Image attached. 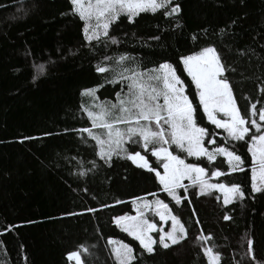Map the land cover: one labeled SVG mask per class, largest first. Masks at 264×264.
I'll return each instance as SVG.
<instances>
[{"label":"trees","instance_id":"16d2710c","mask_svg":"<svg viewBox=\"0 0 264 264\" xmlns=\"http://www.w3.org/2000/svg\"><path fill=\"white\" fill-rule=\"evenodd\" d=\"M175 2L182 11L173 17H165L162 11L144 12L129 22L127 15H121L109 32L118 43L102 40L98 45L93 42V48L84 39L83 22L70 13V0H0L2 264H71L67 254L80 245L89 248V253L82 254L86 264H114L109 238L128 243L139 264H207L202 246H214V251L221 253L220 264H237L242 257L247 260L249 238L254 241L257 259H264V191L251 190L247 145L226 138L202 109L197 112L200 126L215 133L206 139L213 138V146L241 155L243 171L230 172L223 156L209 162L206 157H188L175 146L169 150L186 163H200L208 177L211 171H220L222 175L211 177L212 181L239 184L245 193L243 199L225 204L216 189L201 193L184 182L189 185L187 192L179 189L178 195L186 199L176 205L160 190L154 173L115 155L110 166L105 164L96 155L95 142L83 134L85 143L81 134L73 131L90 127L81 106L93 101L81 95L83 89L103 84L97 91L101 101L114 100V90H122L120 85L106 83L105 76L95 71L105 55L128 53L142 68L172 63L195 106L199 102L195 86L179 60L182 55L215 45L235 69L229 79L238 107L243 110L258 100L264 103V92L260 91L264 81V0ZM126 147L145 154L136 145ZM147 158L158 168L150 151ZM92 161L99 167L79 176L80 170L92 168ZM149 193H156L168 204L187 229L185 240L168 249L154 245L151 254L113 220L132 213V200L150 198ZM89 208L96 211L89 212ZM225 214L231 219L224 220ZM202 233L212 236L207 244L197 240Z\"/></svg>","mask_w":264,"mask_h":264},{"label":"snow or ice","instance_id":"6c2138e0","mask_svg":"<svg viewBox=\"0 0 264 264\" xmlns=\"http://www.w3.org/2000/svg\"><path fill=\"white\" fill-rule=\"evenodd\" d=\"M70 4L71 15L78 16L83 22L84 39L93 48V42L98 45L102 40L110 41L112 44L118 43L117 38L110 36L109 32L110 25L121 15H127L129 22H132L134 17L144 12L162 11L165 17H173L182 11L181 5L175 0H70ZM232 23L235 24V21ZM220 32L223 33L224 29ZM153 39L159 40V37ZM179 62L195 86V96L199 101L195 106L185 93L184 80L177 74V69L172 63L164 61L153 68H142L137 58L128 53L116 57L105 55L95 66V71L105 76L106 83L120 85L122 90H114V100L101 101L97 91L104 86L103 84L83 89L81 95L93 101L91 105L81 106L90 127L73 131L80 133L85 143L87 140L83 134H87V137L95 142L96 155L105 164L110 166L115 155L154 173L160 190L171 197L176 205H180L182 199H186L178 195L179 189L187 192L189 185L182 183L185 179L192 186H197L201 193H207L209 189L220 190L225 204L231 203L234 199H243L245 193L239 184L223 182L211 184L204 179L207 171L205 167H201L200 163H186L180 155H174L169 150L175 146L188 157H206L209 162L219 154L227 158L230 172L243 171L242 165L245 161L234 150L221 146L209 151L204 146L205 143H215L213 139H205L215 133H210L206 127L200 126L197 112L202 109L210 124L216 129H222L226 133V138L245 142L251 160V190L253 193L264 191V103L258 100L257 103H251L250 107L245 105L243 110L238 107L234 87L229 79V75L234 73L235 69L223 59L215 45H208L188 55H182ZM40 68L43 73L44 66L41 65ZM36 79L37 77L33 76V80ZM260 91L264 92V81ZM261 100H264V97H261ZM126 145H136L145 154L141 151H130ZM149 151L151 156L156 158L158 168L162 171L150 163L147 158ZM91 163L92 168L80 170L79 176H86L88 172L99 167L96 161ZM211 175L218 177L222 173L213 171ZM148 195L155 197L157 194ZM116 203L119 204L121 201L117 200ZM132 203L136 210L135 215L125 213L114 217L113 220L123 232L139 242L144 252L153 253L154 245L157 244L168 249L187 238L185 225L180 222L178 216L172 214L169 205L163 200L136 197ZM148 210H153L160 221L171 220L170 229L165 231L158 227L156 222L149 220L146 217ZM87 211L95 212L96 209L89 208ZM223 219L230 220L231 217L225 214ZM154 232L158 238L151 235ZM211 239V234L202 233L197 237L202 245ZM107 243L112 246L114 264L134 262L139 264L134 249L128 243L111 238ZM202 251L207 258V264H220L221 253L214 251V246H202ZM87 253L89 248L80 245L67 256L69 260L74 259L76 264H86L82 254ZM245 257L246 261L242 257L237 264H264V259H257L254 241L251 238L246 243Z\"/></svg>","mask_w":264,"mask_h":264},{"label":"rangeland","instance_id":"374dc122","mask_svg":"<svg viewBox=\"0 0 264 264\" xmlns=\"http://www.w3.org/2000/svg\"><path fill=\"white\" fill-rule=\"evenodd\" d=\"M224 132V131H223ZM226 134V133H225ZM206 139V138H205ZM208 139H213V138H207L206 140H208ZM214 140V139H213ZM207 143H205V147L206 148H208L209 149V151H213L214 149H216V148H218V147H215V146H213L212 144H209V146L207 147ZM217 156H222V155H217ZM216 156V157H217ZM225 159H226V161H227V158L225 157V156H223ZM161 171H162V169H161ZM218 171V170H217ZM213 171H211V173H212ZM208 174H205V176H204V179H206L209 183H211V184H215V183H218V182H215V181H212V179H211V177H214V176H212V175H210V177H208L207 176ZM251 179V178H250ZM184 182H189L187 179H185L184 181H182V183L183 184H185ZM197 187V186H196ZM197 189L200 191V189L197 187ZM209 190H211V189H209ZM208 190V191H209ZM217 191H219L220 192V194H221V196H222V200H223V202H224V199H223V193L220 191V190H218V189H216ZM159 199V197H150V198H146V199H148V200H154V199ZM161 200V199H160ZM170 209V208H169ZM132 213L130 212V213H127L128 215H135L136 214V210H135V207L133 206V209H132ZM172 212V211H171ZM172 214L174 215V213L172 212ZM146 217L149 219V220H151L152 222H156L157 224H158V227H162L165 231H167V230H169L170 229V227H171V220H167V221H160V219H159V216H157L156 214H155V212L153 211V210H148L147 212H146ZM182 223V222H181ZM121 229V228H120ZM127 234V233H126ZM151 235H153V237L154 238H158L157 237V233H152ZM130 238H132L131 236H130ZM111 239H113V240H116V241H122V240H119V239H115V238H111ZM108 241V240H107ZM124 242V241H123ZM138 242V241H137ZM124 243H126V242H124ZM139 243V242H138ZM110 246V249L112 248V246L111 245H109ZM110 252H111V250H110ZM114 259V258H113ZM71 261V264H76V262H75V260L73 259V260H70Z\"/></svg>","mask_w":264,"mask_h":264}]
</instances>
